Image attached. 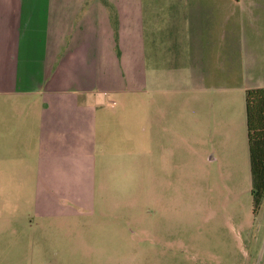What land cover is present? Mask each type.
<instances>
[{"label": "crops", "instance_id": "obj_1", "mask_svg": "<svg viewBox=\"0 0 264 264\" xmlns=\"http://www.w3.org/2000/svg\"><path fill=\"white\" fill-rule=\"evenodd\" d=\"M109 2L120 11L122 23L123 8L128 12L135 0ZM70 6L64 12L56 0H0L4 189L64 193L86 189L105 198L117 197L125 178L128 184L132 181L134 170L119 158L136 157L122 146L125 136L146 134L149 151L144 171L151 180L161 171L153 147L156 131L166 133L168 108L164 104L163 118L157 119L156 105L149 103L145 127L134 115H126L119 102L108 103L112 92L97 89V78L105 42L116 41L111 18L102 1L73 0ZM148 6L153 11L148 24L153 42L156 27L162 26L164 41L182 47L178 64L164 71L165 81L190 83L195 92L222 94L213 106L225 109L231 94L241 93L245 101L247 90L264 88V0H148ZM231 13L245 17L246 26L238 29L240 39L243 35L240 41ZM156 17L163 22L152 23ZM61 24L73 28L69 38L52 36ZM118 26L117 41L124 44L130 40L131 25L126 33L123 24ZM177 35H184V40L175 39ZM211 110L205 107V116L214 119L219 109L214 115ZM31 142L40 163L35 167L28 165ZM97 151L99 165L93 159ZM50 217L47 223L56 224L48 227L54 225V231L37 232L30 243L40 254H49L53 246L60 248L52 252L62 253L64 264H92V251L112 254L114 264L146 262L140 257L146 251L136 242V234L124 231L118 216ZM94 262L109 261L102 257Z\"/></svg>", "mask_w": 264, "mask_h": 264}, {"label": "rangeland", "instance_id": "obj_2", "mask_svg": "<svg viewBox=\"0 0 264 264\" xmlns=\"http://www.w3.org/2000/svg\"><path fill=\"white\" fill-rule=\"evenodd\" d=\"M56 1L66 12L73 0ZM98 1L105 3L116 41L105 42L102 49L97 89L112 92L108 103L119 102L126 115H134L145 127L149 103L156 105L157 119L163 118L166 104L168 127L165 134L156 131L153 147L161 171L153 180L144 171L149 151L146 134L125 136L122 146L136 157L119 158L134 170L129 184L124 176L117 197L105 198L99 191L86 189L11 191L4 189V145L0 142V264H64L63 254L52 252L60 251L58 247L52 246L49 254L32 249L35 233L54 231L56 223H47L50 216L101 213L118 216L124 231H134L136 242L146 251L140 255L145 264H264V196L254 213L244 95L231 94L233 99L225 109L213 106L222 94L195 92L190 83L165 81L164 71L178 64L182 47L164 41L162 26L156 27L153 42L148 0H135L128 12L124 7L122 23L120 11H115L110 0ZM233 14L231 25L236 24L240 41L243 35L240 39L238 29L246 26L245 17ZM118 22L125 26V33L131 25L130 40L124 44L117 41ZM155 22L163 21L156 17ZM73 31L61 24L52 36L69 38ZM174 38L184 40V35ZM205 107L212 109V115L219 109L214 119L205 116ZM33 144L27 145L29 166L40 164ZM98 151L95 165L100 164ZM102 257L109 261L106 264H114L112 254L100 256L93 251L92 264Z\"/></svg>", "mask_w": 264, "mask_h": 264}, {"label": "trees", "instance_id": "obj_3", "mask_svg": "<svg viewBox=\"0 0 264 264\" xmlns=\"http://www.w3.org/2000/svg\"><path fill=\"white\" fill-rule=\"evenodd\" d=\"M246 136L255 213L264 196V88L245 92Z\"/></svg>", "mask_w": 264, "mask_h": 264}]
</instances>
